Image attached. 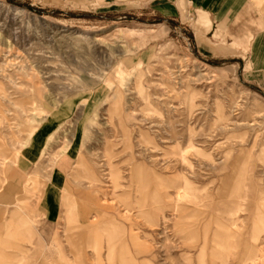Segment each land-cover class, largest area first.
Returning a JSON list of instances; mask_svg holds the SVG:
<instances>
[{"label": "rangeland", "instance_id": "rangeland-1", "mask_svg": "<svg viewBox=\"0 0 264 264\" xmlns=\"http://www.w3.org/2000/svg\"><path fill=\"white\" fill-rule=\"evenodd\" d=\"M190 7L0 0V264H264V85Z\"/></svg>", "mask_w": 264, "mask_h": 264}, {"label": "crops", "instance_id": "crops-1", "mask_svg": "<svg viewBox=\"0 0 264 264\" xmlns=\"http://www.w3.org/2000/svg\"><path fill=\"white\" fill-rule=\"evenodd\" d=\"M187 1L191 3L190 9H194L198 11V15L195 20V25L197 28L200 27L202 29L205 28L207 30H210L213 24L214 27L216 26L219 27L217 28L216 32L213 35L215 38L223 35V31H222L223 29L230 36L231 38L230 40L234 38L236 40H240L241 42H243L242 44H244L245 42V45L248 46V51H247L248 57L245 60L246 69H249L247 70V72L251 73L250 76L258 77L261 80V83L264 85V29L259 28L258 17H257V14L251 11L250 0H187ZM256 1L260 3L263 0H256ZM180 4L182 6L185 5L186 0H180ZM132 28L133 30H140L142 32L144 31L143 28H139L138 26H134ZM150 31L151 32L154 31V28L151 27ZM39 128H40V125H39ZM46 129H47L46 126H41L40 132H39V135H40L39 138H41V136L45 134ZM37 141L38 140H36L33 143H30L28 147H25L26 151L28 152L34 151L35 148H37V145L39 144V142ZM80 147L81 146H79V148ZM21 149H24V148H21ZM81 153H82L81 149H78L77 153H75L76 158H75V161L70 171L71 178L74 182L81 180V176H82V173L80 172V165H79L81 161V158H80ZM50 154H51L50 151H48L47 148H45L42 151V155L40 159H37V163L40 162L41 164L44 156L50 155ZM5 159L6 157L4 158L3 156L0 163L4 164L5 162H7V160ZM39 170L40 169L36 171L38 172ZM30 173L31 172L27 173L28 176L23 186L22 195L20 197H17L14 202L15 208H16L15 214H17V217L20 213L24 214L25 216L28 215L21 207V204L25 200H27L28 198L34 195L33 194L31 196H28V195L24 196V193L26 192L25 190H27L31 185L30 175H29ZM62 190L64 191L62 194V201H63V206H65L64 196L68 195L72 197L71 195L72 193L65 184L62 185ZM1 200H2V195L0 194V201ZM49 200L50 201L52 200L51 202H54V201L56 202L57 194L56 193L50 194ZM0 204H2V202H0ZM71 206L74 211L76 206H74L73 203ZM66 207L67 206H65V210H64L65 216H70L73 212L72 213L69 212V210H67L68 207L67 208ZM27 220L31 221L29 217ZM74 248H71V249L74 250ZM77 259L74 255V257L72 258V261H77Z\"/></svg>", "mask_w": 264, "mask_h": 264}, {"label": "bare ground", "instance_id": "bare-ground-1", "mask_svg": "<svg viewBox=\"0 0 264 264\" xmlns=\"http://www.w3.org/2000/svg\"><path fill=\"white\" fill-rule=\"evenodd\" d=\"M14 11H16V12H20L18 9H14ZM130 30H132L131 28H129ZM116 101V100H115ZM80 158H81V161H80V163H79V165H80V172H83V173H85V174H88L89 175V178L87 177V179L91 182V181H93V180H96V176H95V174L92 172V169H90V167L88 166V164L86 163V161L83 159V157L82 156H80ZM77 169V168H76ZM78 172V171H77ZM79 172V173H80ZM76 180V179H75ZM30 187L27 189V190H25V191H28V196H29V193H32L30 190L31 189H33V188H35L36 186H37V179H35V178H33V179H31L30 180ZM64 187V186H63ZM54 190V193H56L55 191V189H53ZM64 192V191H63ZM57 194V193H56ZM72 195V194H71ZM69 197H71V196H68V195H65L64 196V205L65 206H67L69 209H72V203L70 202V198ZM69 212H70V210H69ZM68 212V213H69ZM72 213V212H71ZM70 214V213H69ZM68 215V214H67Z\"/></svg>", "mask_w": 264, "mask_h": 264}]
</instances>
